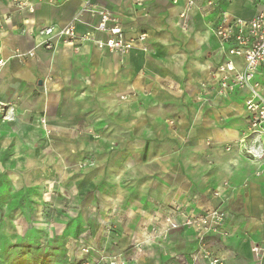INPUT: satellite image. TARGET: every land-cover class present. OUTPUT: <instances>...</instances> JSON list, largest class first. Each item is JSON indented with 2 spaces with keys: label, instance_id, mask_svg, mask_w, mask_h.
<instances>
[{
  "label": "crops",
  "instance_id": "obj_1",
  "mask_svg": "<svg viewBox=\"0 0 264 264\" xmlns=\"http://www.w3.org/2000/svg\"><path fill=\"white\" fill-rule=\"evenodd\" d=\"M27 1L33 11L0 0V58L5 60L0 69V104L12 105L9 114L44 116L45 128L53 134L48 138L58 152L75 153L84 144L76 131H116L117 140L110 139L116 140L112 153L109 139L100 142L107 147L111 164L105 167L119 178L127 171L128 182L141 196L148 190L150 211L164 208L166 219L185 221L220 208L224 223L219 231L206 234L204 246L224 264H264V158L250 157L245 147H251L252 140L241 141L250 126L249 91L222 90L219 68L229 57L213 32L223 11L249 19L263 4L195 0L183 19L186 0H93L97 7L110 9L128 38L145 34L130 52L120 54L90 41L45 47L42 30L53 27L58 32L78 17L84 2ZM81 18L76 23L80 33L92 31L99 21L90 13ZM234 60L243 66V58ZM258 79L264 91V69ZM17 123L21 129L30 125L22 118ZM2 125L13 123L1 118ZM45 128L41 127L43 133ZM162 132L167 136L163 138ZM181 135V142L172 146V137ZM148 143L156 155L144 165ZM161 147L165 151H158ZM62 164L59 159L57 165ZM142 167L148 174L144 187ZM122 202L133 203L134 209L142 204L132 197ZM198 233L196 226L184 225L171 231L165 244L173 246L176 241L183 264H191L192 253L204 248ZM256 245L262 248L260 255L253 250ZM152 252L149 264L161 258L150 256Z\"/></svg>",
  "mask_w": 264,
  "mask_h": 264
},
{
  "label": "rangeland",
  "instance_id": "obj_2",
  "mask_svg": "<svg viewBox=\"0 0 264 264\" xmlns=\"http://www.w3.org/2000/svg\"><path fill=\"white\" fill-rule=\"evenodd\" d=\"M9 110L12 112V105L6 120L13 125L0 126V264H149L151 250L150 256H161L155 264H183L179 257L182 248L174 245L176 241L167 246L165 240L171 231L184 225L196 226L200 245L208 243L205 236L214 230L209 221L204 224L201 219L211 209L220 208L207 209L185 221L166 219L164 208L150 211L148 190L141 196L128 182L127 171L119 178L115 171L105 167L111 164L105 154L107 147L100 142L105 138L106 144V138L109 139L108 149L112 153L116 131L103 128L76 131V137L84 144L75 153L58 152L48 138L53 134L45 128L44 116L14 117ZM19 118L30 122L29 127L21 129ZM41 127L46 129L44 133ZM248 132L249 128L245 135ZM245 135L241 140L244 143L254 139ZM161 136L167 135L162 132ZM181 138L182 135L172 137V146L180 143ZM251 144L245 149L254 158L250 151L259 149V145L255 141ZM148 145L144 165L156 155ZM158 151H165L164 147ZM59 159L63 162L61 167L57 165ZM141 171L143 186L148 174L143 167ZM131 197L142 204L134 209L133 203L122 202L123 198ZM124 239L128 241L124 243ZM201 249L192 253L191 264H210L201 257L193 259Z\"/></svg>",
  "mask_w": 264,
  "mask_h": 264
},
{
  "label": "built area",
  "instance_id": "obj_3",
  "mask_svg": "<svg viewBox=\"0 0 264 264\" xmlns=\"http://www.w3.org/2000/svg\"><path fill=\"white\" fill-rule=\"evenodd\" d=\"M20 9L33 6L27 0H12ZM48 3H57L58 0H43ZM68 1V0H64ZM142 3L141 0H135ZM84 5L78 17L74 18L58 32H54L53 27H46L41 33L47 38L42 44L49 49H56L59 42L75 45V41H90L97 47L108 49L112 53L126 54L136 45L138 40H144L145 34H141L138 39L128 38L119 19L105 7H97L93 0H83ZM177 2V0H175ZM263 4L261 9L249 19L241 18L228 11L222 12L221 21L214 28V33L219 39L220 50L229 58L220 66L221 88L223 91H233L236 88H246L249 95L246 98V109L249 112V132L245 137L253 136L255 143L258 142L259 149L251 150L254 158L259 159L264 156V91L258 76L261 69H264V0H259ZM196 4L195 0H186L181 18L186 19L187 13ZM212 4V1H209ZM90 13L98 15L99 21L93 24V30L80 33L77 31L76 23L81 21V14ZM96 33H103L105 37H98ZM30 56L34 51L29 52ZM234 57L243 58V66L238 67ZM5 60L0 58V69L4 66ZM8 108L5 104H0V119H8ZM252 138V137H251ZM201 221L204 224L210 222L211 228L215 231L222 226L225 214L221 209H211ZM199 223V222H197ZM209 229V227H208ZM256 255H260L262 248L256 245L253 248ZM209 260L210 264H223V259L213 255L209 250L202 248L198 255L193 256L197 261L199 258Z\"/></svg>",
  "mask_w": 264,
  "mask_h": 264
}]
</instances>
